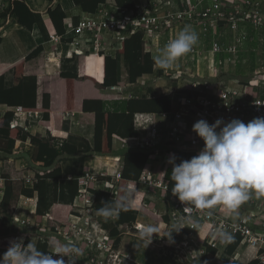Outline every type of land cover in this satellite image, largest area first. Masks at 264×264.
<instances>
[{
	"label": "crops",
	"instance_id": "crops-1",
	"mask_svg": "<svg viewBox=\"0 0 264 264\" xmlns=\"http://www.w3.org/2000/svg\"><path fill=\"white\" fill-rule=\"evenodd\" d=\"M134 1L135 4L137 3L142 5L145 4L148 0ZM161 1L162 3L160 5H163L159 6L161 10L175 11L181 8H185L188 3H193L196 0ZM105 2L113 3L114 0H105ZM25 3L34 14L39 16V18H42V16L49 8H53L56 5H60L62 10L67 15L73 18V21H76V15L81 12L80 9L74 5L73 0H26ZM202 5L208 6L209 0H205ZM8 6L9 1H0V75H4L5 81L7 83L11 82L13 66L19 62H23V74L25 76H35L36 78L37 107L41 106L42 96L44 94L49 95V109L51 112L49 120L42 121V113L37 111L32 112V117L25 120V123H23L21 120L23 126L28 129L31 135L46 139L48 138L49 131H51L54 135H63L66 141H72L76 145H79L80 139H83L87 141V143L92 147L94 138V114L91 112L82 111L81 105L84 98L102 99L109 101V107L112 106L111 103L116 99V96H121L124 100L129 98H139L141 96L152 98L167 94H170L172 97L171 109L168 113H136L147 115L140 120H135V118L133 117L132 125L133 128L137 131V136L126 138L125 143L116 140V138L113 136L111 154L87 155L86 153L78 152L77 154L71 155L69 157L63 156L59 158L55 163V167H59L61 169L63 178L72 177L74 175L77 176L76 178H78L83 173L90 172L94 175H103L104 178L108 177V179L110 180L117 173H121L123 166L122 152L124 150L144 148L146 152L152 153L148 160L152 168L151 171L147 173L153 175L156 178L163 179L166 167L170 168L172 166L167 162L170 154L167 153V148L165 149V146H167V144L171 143L172 141L171 132L173 131L174 121L176 117L174 109L179 110L180 108H182L185 98L190 97L191 95L195 98L199 95L205 94L206 91L201 90L200 88H195L193 91L190 88L186 89L185 85L190 81H186L183 85V79L181 78L169 79L168 76L170 73L177 72V70H179L174 67L178 64L177 62L174 63L172 67L167 69H160L155 65L156 68L153 69L151 74L142 75L137 79L135 83H129L127 81V73L123 63H121L120 81L122 82V85L120 86H122V88L121 93L119 94L117 92H114L111 89L112 87L107 88L101 85L103 81V58L101 56L91 54L90 55L93 56V59L90 61L89 71L94 78L95 83L93 84L88 80H82V76L86 73L87 70L85 58H79L75 63V55L69 57L68 48L64 44H59L55 41H52L50 39L51 35L47 36L44 32H42L38 24L33 25L31 29H26L18 25L16 23L15 17L11 14H6L4 17H2V12L6 10ZM185 25L186 24L178 23L170 26L169 29H166L163 34L159 35L158 38L153 40L150 46L151 56L153 57L155 54H157L159 49L163 48L166 45L164 42L166 38H174ZM191 27L198 33L199 39L196 45L204 47V42L207 43L208 38H204L199 27L193 25ZM258 29L260 30L262 28ZM225 31H228V36H225ZM255 33L257 34L256 31ZM242 34H244V37L241 43H245V41H248L249 39L250 43L248 44L250 46L253 45V49H255V47H260V49H263V52L255 54V52H251L250 50L249 53H245V49H240V45L236 59H242L243 61L247 59L248 61L250 60L253 62V59L264 58V29H262L260 33L257 34V37L260 36V41L256 39V34L253 35L250 31H244L242 32ZM246 37L249 38L247 39ZM215 38L217 39V42L220 43L223 47L227 46L231 42L232 32L227 24L219 23ZM38 46H41L40 53L32 59L26 60L25 57ZM207 47H209L208 43ZM211 55L213 65L217 62H223L222 68H226L227 59H232V55L224 51ZM188 60L189 58L187 56H183L177 61L184 62ZM73 65H76V71L79 77L74 82L73 108L65 109L64 80L60 77L59 73L63 68H70ZM253 72L254 70L251 73ZM162 74H164L166 78H163ZM143 81L148 82L144 83ZM211 93L214 92L212 91ZM206 96L209 97V94ZM210 98H214V95L211 94ZM3 110L4 113L10 110L14 111V109L12 108L0 106V111ZM66 111L71 113L69 119L67 120L63 118ZM150 115L152 117H149ZM178 116H180L183 121H185V118H187L183 117V115ZM192 119L187 122L190 127H192V125L195 123ZM13 121H16L15 117L13 118ZM1 123L2 121L0 118V125ZM19 126H22V124H19L18 127ZM149 131L153 136L151 139L147 140L146 135ZM71 138L73 140H70ZM179 139H182V137H180ZM202 142V140L197 138L196 142L190 143L187 140H184L183 142H179L175 145L183 146L185 144L189 145L195 143L201 145ZM34 152L35 147L30 143L29 138H27L25 141L16 140L11 154L6 155L5 158L1 157L3 153L0 152V200L2 199L4 193V178L5 176H8L14 185V196L9 206V210L13 214V219L15 220V218H17L19 220H24L26 229L31 230L30 228H34L45 231L46 225L49 222L48 220H51L50 223L53 226L58 222L62 223L67 220L68 214L66 215L65 212L68 211L70 205L54 203L49 208L47 214L45 216H41L35 213L36 193H34L33 197L30 198L19 193L20 186L28 183L25 179L27 176L32 178L35 173H45L50 171V169L45 170L42 167L36 165V163L33 161ZM135 184L136 183L134 181H130L127 186V188L131 187L132 189H135V191L132 193V204L128 207L137 211V218L135 221H141L140 223H143L144 225L150 222H154L155 224H158V222H162L163 219L161 216L158 217L156 215H152V213L147 216V222L143 220V217H140V213H142L144 216L147 210L141 206H138L139 199L137 200V194H139V191L136 189ZM113 186H115V184ZM147 199L151 201L149 203L151 204V207L148 209L158 211L161 207L163 208L162 211H165L164 203H162V201L156 203L154 196H152L150 193L147 194ZM247 208V202H245L234 213H228L222 206H217L215 209L208 211H220L222 213L224 211L226 212V215H223L222 213L221 215L226 217H228V215L237 216L234 218L242 219L253 233L264 235V230H258L259 225L256 219L253 218L254 220H252V218H242L239 216L244 210H247ZM59 212L63 214L62 219H59V217L61 216L59 215ZM204 215L205 214L203 213L197 212L194 216V219L196 221L195 224H197V227L195 226V228H197V237H199L201 240L205 239L204 237L206 236V232L209 231V227L211 225V223L209 224L208 221H204ZM87 217L88 215L86 214L83 219H88ZM93 221L94 219H92V222ZM98 223L99 222H96L95 224H92L93 226L87 228L90 235L93 236L95 233L100 231V229H102ZM214 232L215 230L209 232V235H207V237L209 238L206 240V242L208 244H211L210 242L212 240L214 243H212L211 245H213L217 249V253L208 264H229L228 261H233L237 256L238 257L235 259L237 263L242 261H250L253 255L256 254V250L251 249V246L245 250L244 254H238V252L241 251L243 247V243H241L242 241L240 242L241 245L239 244L236 250L231 255L225 254L224 249L229 241L221 242L218 237L213 235ZM53 234L54 235H50L52 237H50L49 235L47 236V238H50V244L59 246L67 243L66 239L58 235V233ZM231 236L233 237V234H231ZM9 237H12V239L15 238L14 236ZM215 237L217 238L216 240H214ZM38 238L39 237L37 235L31 234L29 236V242L36 244ZM215 244H221L222 248H218V246H216ZM253 260H251L250 262H252Z\"/></svg>",
	"mask_w": 264,
	"mask_h": 264
},
{
	"label": "trees",
	"instance_id": "trees-1",
	"mask_svg": "<svg viewBox=\"0 0 264 264\" xmlns=\"http://www.w3.org/2000/svg\"><path fill=\"white\" fill-rule=\"evenodd\" d=\"M7 1H9V6L2 12V17L6 14H11L15 17L16 23L26 29H31L33 25L38 24L40 30L47 36L63 35L65 26L73 21V18L67 15L60 5L49 8L42 18H39V16L28 8L25 3L26 0ZM104 2L105 0H73L74 5L83 13H93ZM114 2L118 7L128 9L135 7L134 0H114ZM219 23L227 24L226 19L220 20ZM239 25L242 26V32L250 31L253 35L256 34L255 31L257 34L261 31L244 22H239ZM242 32L241 36L244 37ZM257 34L256 39L258 40ZM143 41V32L137 30L122 40L115 57L97 54L103 58V81L101 83L103 87H122L120 86L122 85L120 81L121 63H123L126 69L127 81L129 83H135L142 75L152 73L155 64L151 54L144 51ZM40 51L41 46L36 47L25 59H32ZM91 55L86 51L79 52L75 54V63L79 58H85L87 70L82 76V80H88L94 84L95 80L89 71L90 61L93 59ZM59 75L64 80L65 109H71L74 103V82L79 77L76 71V65L70 68H63ZM36 88L35 76H25L23 74V62L17 63L12 69L11 82L7 83L4 75H0V106L12 109L17 108L24 112H41V120L47 121L50 119L51 113L49 109V95L44 94L42 96L41 106L37 107ZM115 98L111 103L112 106L109 107V101L106 100L93 98H84L82 100V111L94 114V138L92 147L83 139H80L79 145H76L72 141H66L63 135H54L51 131H49L48 138L43 139L31 135L24 126L11 128L10 122L14 118V113L11 110L4 113L0 125V152L3 153L1 157L5 158L6 155L11 154L16 140L25 141L29 138L30 143L35 147L33 161L37 166L45 170L50 169V171L45 173H35L32 176V181L20 186L19 189L21 195L29 198L33 197V194L36 193L35 213L37 215L45 216L54 203L70 205L78 194L79 181L76 178L77 176L74 175L70 180H67L66 177L63 178L61 169L55 167V163L59 158L63 156L69 157L78 152H83L87 155H109L112 153V137L114 134L122 138L137 136V131L132 125V120L136 113H168L171 109L172 97L170 94L152 98L141 96L126 100L122 99L121 96H116ZM140 116L144 117L147 115H138L137 120L141 119ZM149 117L152 116L150 115ZM70 140L73 139L71 138ZM202 147L197 144L180 146L171 142L167 144V153L175 154L178 158L176 163H179L182 159H190L192 156L198 154ZM122 155L123 166L120 178L115 183L114 191L107 193L99 189L89 190L93 200L92 208L95 212L103 206L102 202L111 201L122 195L121 190L127 188L130 181L137 183L144 174L151 171L152 167L148 160L152 153L146 152L144 148L134 150L126 149L122 152ZM171 170L172 166L170 168L166 167L163 175V179L167 183V190L164 198L165 214L162 219L166 223H169V215L172 212L182 211L179 204H177L178 198L171 191L174 183L170 180ZM4 179V193L0 200V238L3 240L1 242L2 250L5 252L9 246L4 240L6 237L14 236L16 239L23 237L24 244L26 245L29 243V236L35 234L39 237L35 245L41 251L51 252L52 250L49 248L50 244H48L45 238L48 235L50 236V234L54 235L53 233H57L59 226L63 223L52 226L50 223L51 220H48L49 222L46 225V228L50 230L48 233L34 228H30L31 230H29L25 226L16 223L9 210L10 202L14 196V185L8 176H5ZM105 179L109 180L108 177ZM129 188L132 189L131 187ZM132 198L131 195L129 198V206L132 204ZM136 218L137 211L128 208L127 211H121L108 224L102 223V228L108 232L110 242L114 247L118 246L122 237L120 226H130L135 222ZM42 234L44 237L41 236ZM175 237L176 234L173 232L172 238L174 239ZM241 241L242 236L234 234L225 247L224 253L231 255ZM201 245L203 246L204 252L200 254L198 250L196 255L198 257L197 262L198 264H208L214 258L217 249L211 244H208L206 240H203ZM53 258H56L55 254ZM256 262V260H253L251 264Z\"/></svg>",
	"mask_w": 264,
	"mask_h": 264
},
{
	"label": "built area",
	"instance_id": "built-area-1",
	"mask_svg": "<svg viewBox=\"0 0 264 264\" xmlns=\"http://www.w3.org/2000/svg\"><path fill=\"white\" fill-rule=\"evenodd\" d=\"M204 1L205 0H196L193 3H188L185 8L175 11L161 10V8H159V6H163L160 5L162 3L161 0H148L142 5L136 3L135 7L132 9L118 7L116 6L115 2H104V4H100L93 13H83L82 11L78 13L76 15V21H72L65 26L63 35H51L50 39L59 44H64L68 48L69 57L77 54V52L83 51L96 56L97 54H100L101 56L115 57L120 48L122 40L132 32L140 30L143 32L144 51L151 53L150 46L153 40L158 38L159 35L163 34L164 31L169 29L170 26L183 23L186 25L199 27L201 33L202 31L208 32V30H211V33L209 32V34H203L204 37L208 35L207 43L209 44V47L206 54H216L224 51L232 55V59H227L226 62H235L239 46L241 45L240 43L243 39L240 32L242 26L239 25V22L247 23L257 29L264 28V11L259 5L260 2L254 1L250 3L247 0H209V5L204 6L202 5ZM223 19H226L228 27L231 29L233 34L234 32L238 33V36L233 35L231 42L225 47L218 43L217 39L215 38L218 23ZM169 40H171V38H166L164 41L165 44H167ZM189 53L191 59L193 60H195V56L197 57L198 53H203V55L205 54L203 52V48L197 45L194 46ZM218 64H223V62H217V65ZM155 68L156 66L154 65L153 69ZM183 73L185 74L186 72H183L182 70V74ZM177 74L180 75V72L177 71ZM198 85H200L199 82L195 80L189 82L185 86L186 89L190 88L193 91ZM121 88L122 87L115 86L111 89L114 92L121 93ZM235 91L236 94H238V90H223L222 95H219L221 103H218L217 105H215V102L212 101L213 98H207V96L199 95L195 98L187 97L184 99V105L182 108L183 110H185L184 108H195V110H199L200 113L194 116L201 117V119L207 120L210 124L218 118H223L224 121L227 122L233 118H238L242 121L243 119L250 121L251 119L257 117H253L252 114H249V107L246 105L244 108L245 110L242 109V111H240V109L236 110L233 108L232 110L231 108H228L227 105H225L227 103V95L235 93ZM13 113L16 121L12 120L10 122L11 128L18 127L19 124H22L23 126L25 120L32 117V112L25 113L17 108L14 109ZM70 114V112H65L63 118L66 120L69 119ZM3 115L4 110L0 111V118H2ZM138 115L144 114H135V120L137 119ZM180 115L183 114L181 113ZM144 117L140 116L141 119ZM21 120L23 123H21ZM183 126V119L180 116H176L175 125L173 127V131L171 132L172 143H176L177 139L179 140L176 134L180 132L181 129H185ZM113 136L118 141H122L123 143L126 142V138H121L117 135ZM152 136L153 135L149 131L146 135V139H151ZM119 178L120 173H117L110 180H106L103 175H94L90 172L83 173L77 178L79 181L78 194L72 202L73 208H75L77 212H84L83 215L85 212H87V215H97V213L92 208L93 200L89 190L99 189L110 193L111 191H114L113 185ZM25 179L26 182L32 181V178L28 176ZM70 179L71 177H67V180ZM138 182L147 185L150 184V174H144ZM160 185L163 187L161 192L165 197L167 183L164 179H162ZM177 204H179L181 207L182 213L186 215H192L197 211V209L192 208L191 206L185 207V205L179 200H177ZM172 213L177 214L178 212L175 211ZM73 218H80V216L74 215ZM14 221L21 226H26L24 220L15 218ZM92 224V220L88 219L86 223L87 228L93 226ZM137 225L138 223H135L134 228L140 229L137 227ZM71 226L74 227V224ZM62 229H58V235L62 236L63 238H68L71 236L69 234L70 232L65 231V229L62 231ZM238 233L245 238L252 237L253 235V232L250 228H246L241 224L238 225L237 229H234L231 232L233 235ZM86 234L87 233L85 232L78 236L85 240L84 243H86V249L82 251L83 253L88 252L89 250L102 251V253H106L111 249V242H108L104 237V235L109 236L105 229H100V231L95 233L93 236L90 234L88 236ZM13 239L12 237H6L4 240L9 244V242ZM2 241L3 240L0 238V249L3 248L1 246ZM253 243H257V240L254 239ZM256 251L259 255L255 259L257 262L254 264H264V240L259 243V248ZM199 252L200 254H203L204 249L199 250ZM102 261L103 260H101L100 263ZM249 264H251V262Z\"/></svg>",
	"mask_w": 264,
	"mask_h": 264
},
{
	"label": "rangeland",
	"instance_id": "rangeland-1",
	"mask_svg": "<svg viewBox=\"0 0 264 264\" xmlns=\"http://www.w3.org/2000/svg\"><path fill=\"white\" fill-rule=\"evenodd\" d=\"M247 1L250 3L254 1L260 2L259 5L264 11V0H247ZM209 32L211 33V30H208V32L202 31L201 34L204 33L209 34ZM240 32H242V29ZM227 34L228 31H225V36H228ZM233 35L238 36V33L234 32V34L232 33V37ZM205 37L207 38L208 35H206ZM259 38L260 36L258 37V41H260ZM248 41H245V43H240L241 44L240 49L242 48L245 49V53H249L250 50L251 52H255V54L263 52V49H260V47L259 48L255 47V49H253L252 48L253 45L250 46L248 44L250 43L249 39ZM202 48L205 54L203 55V53H198L197 57L195 56V60L191 59L190 53H187L185 56L189 58L188 61H184V62L176 61L178 63L176 66L179 67L176 66L174 67L179 69L177 71L180 72V75L177 74V72L176 73L172 72L169 74V76L172 77L168 76V78L169 79L181 78L183 79L182 81L183 85L186 81L191 82L197 80L200 85L197 86L196 88H200L201 90L206 91V93L203 94V96L209 94V97L207 98H210L211 94H213L214 98L212 101L215 102V105L221 103V99L219 95L220 94L222 95L223 90L224 91L226 89L238 90V94H236L235 91V93H231L227 95L228 98L226 100L227 103L225 105H227V107L231 109L232 108L236 110L240 109V111H242V109H244L246 105L247 107H249V112H250L249 114L250 115L252 114L253 117L264 116V58L253 59V62L250 60L248 61L247 59L245 61H243L242 59H238V60L236 59L235 62L227 61L226 68H222L223 64L217 65L216 63L213 65L212 55L206 54L208 50L206 42H204V47ZM182 70L183 72L186 73L182 74ZM253 70L254 72L251 73ZM172 71H176V70H172ZM162 75L163 78H166L164 74ZM147 82L148 81L144 83ZM188 83L189 82H187L186 85ZM212 91L214 93H211ZM190 97L192 98V95ZM184 109L186 111L183 110V108H180L179 110L174 109V113L176 114L175 116H178L182 113L183 117H187L185 118L184 126H183L185 129L183 130L181 129V131L176 134L177 138L182 137V139L179 140L177 139V142L174 144H178L179 142H183L184 140H187L188 142L192 143V142H196L197 138L200 139L197 136V134L192 131V127H190L187 124V122H189L192 118L194 122L201 119V117L194 116L200 113L199 110H195V108L193 109L184 108ZM243 122L247 123L249 122V120L243 119ZM174 125H175V121H174ZM203 144L204 142H202L201 146H203ZM166 148L167 146H165V149ZM150 179H151V183L148 185L139 182L135 184L136 189L139 191V194H137V200L139 199L138 206L139 207L141 206L147 210L144 216L142 213H140V217H143V220H145V222H147L146 221L148 219L147 216L150 213L158 217L159 216L163 217V215L165 214L164 213L165 211H162L163 208L161 207L158 211L148 209L151 207V204H149L151 201L147 199L148 193L154 196L156 203H159V201H162V203H164V198H165L163 193L161 192V189L163 187L160 185V182L162 179H156L153 175H150ZM247 206H248L247 210H244L239 216L242 218L244 217H248L249 219L252 218V220L256 219L259 225L258 230L260 231L264 230V198L257 199L253 195V197L247 201ZM197 212L205 214L204 221H208L209 224L211 223L209 227V231L206 232V236L204 237L205 239L203 240H207L209 238L207 237V235H209V232H211L212 230L216 231L222 228L228 233H231L234 229H237L239 224L245 226L246 228H249L242 219L234 218L237 216L234 215H230V216L228 215V217L222 216L221 215L222 212L220 211L211 212L208 210L197 209V211L194 212L192 215H186L182 213V211H178L177 214L171 213L169 215V219H170L169 223H166L164 221L158 222V224H155L154 222L146 223V224L157 225L161 229V235H164V231L166 229H169L170 226L175 221L182 218L183 223L186 226L183 227L178 233L175 232L176 237L174 239L172 238L171 241H169L167 237H161L157 234H154L153 240L150 244L147 245L146 242H141L138 239L139 229L134 228V225L135 223H138L137 227L139 228L142 225L144 226V224L140 223L141 221L140 222L135 221L130 226L127 225L120 226L122 237L117 247L111 245V249L108 250V252L106 253H102V251L87 250L88 252L83 253L80 259L76 261V264H198L197 262L198 257L196 255L198 250L203 249V246H201V242H203V240L197 237V228H195V226L197 227V224H195L196 221L194 219V216L196 215ZM65 213L66 215L68 214V218L66 221L62 222L63 224H61L59 228L61 229L64 228L65 231L70 232L69 234L71 236L65 238L67 243L69 244L78 243L77 246L82 251L86 249V243L84 244L83 241L85 240L81 239L78 236L85 232L87 233L86 235L89 236L86 225L87 220L94 219L93 224L99 222L98 224L102 228V223L108 224L114 218V217L109 218L106 221L103 217L99 215L98 216L88 215L89 216V218L87 217L88 219H83L85 217V214H87V212H85L84 215H83L84 212H77L75 208H73L72 203L70 204L68 211H66ZM73 214L79 215L80 218H73L74 216ZM222 214L226 215V212L223 211ZM59 215H61L59 219H62L63 214L59 212ZM56 224H60V223L58 222ZM72 224H74V227L71 226ZM64 229H62V231ZM45 231L46 233H48V231L50 232V230L46 228ZM239 235L242 236L241 234ZM41 236L44 237L43 234ZM104 237L108 242L110 241L109 236L104 235ZM45 239H47L48 243L50 244V238L46 237ZM216 239L217 238L215 237L214 240ZM254 239L257 240V243L255 244L253 243ZM262 240H264V235H260V234L253 233L252 237H247V238L242 236L241 243H243V247L241 251L238 252V254L240 255L244 254L245 250L250 246L251 249L257 250L259 248V243ZM210 243L212 244L214 242L211 240ZM51 245H55V244H51ZM216 246H218L219 248L221 247V244ZM50 250L52 249L50 248ZM2 253H4V251L0 250V254ZM258 255L259 254H257L256 251V254L253 255L251 260L256 259ZM56 258L58 257L56 256ZM64 259L66 261V264H68L69 258L65 256ZM235 259L233 261L232 260L228 261L229 264H249L251 261V260L242 261L237 263ZM101 260L103 261L100 263Z\"/></svg>",
	"mask_w": 264,
	"mask_h": 264
},
{
	"label": "clouds",
	"instance_id": "clouds-1",
	"mask_svg": "<svg viewBox=\"0 0 264 264\" xmlns=\"http://www.w3.org/2000/svg\"><path fill=\"white\" fill-rule=\"evenodd\" d=\"M198 33L185 25L179 33L158 50L152 59L160 69H167L189 53L198 43ZM192 131L204 142L198 154L176 163L177 156L170 154L167 162L172 165L170 180L172 194L187 206L195 209L212 210L222 206L228 213H234L243 203L255 196L264 198V116H258L245 123L238 118L225 122L223 118L209 123L200 119L192 125ZM119 197L102 202L97 215L106 221L127 211L129 198L135 189H122ZM186 225L182 218L175 221L161 235L155 224H146L139 229L138 239L147 245L154 234L172 240V233L179 232ZM221 242L232 236L221 229L213 233ZM51 252L41 251L32 242L24 244L20 237L9 242L7 250L0 254V264H76L83 255L76 244L49 245ZM58 258H53V255Z\"/></svg>",
	"mask_w": 264,
	"mask_h": 264
},
{
	"label": "bare ground",
	"instance_id": "bare-ground-1",
	"mask_svg": "<svg viewBox=\"0 0 264 264\" xmlns=\"http://www.w3.org/2000/svg\"><path fill=\"white\" fill-rule=\"evenodd\" d=\"M139 228H141V227H139Z\"/></svg>",
	"mask_w": 264,
	"mask_h": 264
}]
</instances>
